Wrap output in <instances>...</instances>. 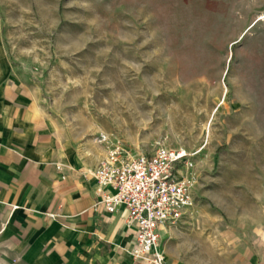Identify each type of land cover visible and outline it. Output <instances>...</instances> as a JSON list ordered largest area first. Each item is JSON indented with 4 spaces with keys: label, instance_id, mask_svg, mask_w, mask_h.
<instances>
[{
    "label": "rangeland",
    "instance_id": "rangeland-1",
    "mask_svg": "<svg viewBox=\"0 0 264 264\" xmlns=\"http://www.w3.org/2000/svg\"><path fill=\"white\" fill-rule=\"evenodd\" d=\"M0 36L82 143L191 152L182 257L235 264L264 218V0H0Z\"/></svg>",
    "mask_w": 264,
    "mask_h": 264
},
{
    "label": "crops",
    "instance_id": "crops-1",
    "mask_svg": "<svg viewBox=\"0 0 264 264\" xmlns=\"http://www.w3.org/2000/svg\"><path fill=\"white\" fill-rule=\"evenodd\" d=\"M105 154L65 130L0 36V264H137L125 208L96 203L90 172ZM181 221L158 230L164 264H190ZM243 227L235 264H264V218Z\"/></svg>",
    "mask_w": 264,
    "mask_h": 264
},
{
    "label": "built area",
    "instance_id": "built-area-1",
    "mask_svg": "<svg viewBox=\"0 0 264 264\" xmlns=\"http://www.w3.org/2000/svg\"><path fill=\"white\" fill-rule=\"evenodd\" d=\"M191 156L162 144L149 154L131 155L114 144L90 172L96 203L108 212L119 206L127 211L135 237L129 253L137 264H164L158 230L175 225L192 205L191 177L182 173L192 167Z\"/></svg>",
    "mask_w": 264,
    "mask_h": 264
}]
</instances>
